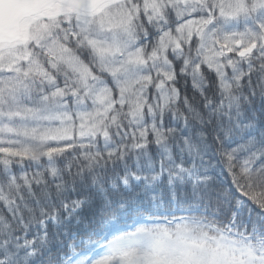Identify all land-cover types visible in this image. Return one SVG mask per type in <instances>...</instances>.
<instances>
[{
    "label": "snow or ice",
    "instance_id": "1",
    "mask_svg": "<svg viewBox=\"0 0 264 264\" xmlns=\"http://www.w3.org/2000/svg\"><path fill=\"white\" fill-rule=\"evenodd\" d=\"M0 264H264V0H0Z\"/></svg>",
    "mask_w": 264,
    "mask_h": 264
},
{
    "label": "trees",
    "instance_id": "2",
    "mask_svg": "<svg viewBox=\"0 0 264 264\" xmlns=\"http://www.w3.org/2000/svg\"><path fill=\"white\" fill-rule=\"evenodd\" d=\"M181 87H183V82H181ZM188 95L192 96L194 95V93L192 92V89H191V84L189 83L188 85ZM222 179H224L225 181H227L229 179V177L227 175H222ZM138 191V187L134 184L129 190H128V194L129 195H134L135 192ZM84 215H87V212L84 213ZM87 224L85 222V225L84 227H86Z\"/></svg>",
    "mask_w": 264,
    "mask_h": 264
}]
</instances>
